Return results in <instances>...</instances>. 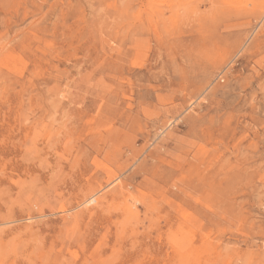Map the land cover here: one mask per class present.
Segmentation results:
<instances>
[{
    "label": "rangeland",
    "instance_id": "rangeland-1",
    "mask_svg": "<svg viewBox=\"0 0 264 264\" xmlns=\"http://www.w3.org/2000/svg\"><path fill=\"white\" fill-rule=\"evenodd\" d=\"M0 264H264V0H0Z\"/></svg>",
    "mask_w": 264,
    "mask_h": 264
},
{
    "label": "bare ground",
    "instance_id": "bare-ground-1",
    "mask_svg": "<svg viewBox=\"0 0 264 264\" xmlns=\"http://www.w3.org/2000/svg\"><path fill=\"white\" fill-rule=\"evenodd\" d=\"M26 244V243H25Z\"/></svg>",
    "mask_w": 264,
    "mask_h": 264
}]
</instances>
